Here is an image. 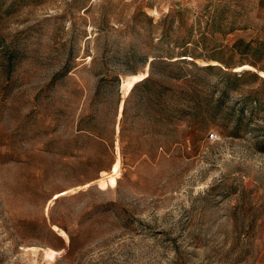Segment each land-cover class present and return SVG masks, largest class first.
<instances>
[{
	"label": "rangeland",
	"instance_id": "1",
	"mask_svg": "<svg viewBox=\"0 0 264 264\" xmlns=\"http://www.w3.org/2000/svg\"><path fill=\"white\" fill-rule=\"evenodd\" d=\"M258 14L0 0V264H264Z\"/></svg>",
	"mask_w": 264,
	"mask_h": 264
},
{
	"label": "crops",
	"instance_id": "2",
	"mask_svg": "<svg viewBox=\"0 0 264 264\" xmlns=\"http://www.w3.org/2000/svg\"><path fill=\"white\" fill-rule=\"evenodd\" d=\"M249 2L252 1L255 4H258V19L264 20V0H248Z\"/></svg>",
	"mask_w": 264,
	"mask_h": 264
},
{
	"label": "built area",
	"instance_id": "3",
	"mask_svg": "<svg viewBox=\"0 0 264 264\" xmlns=\"http://www.w3.org/2000/svg\"><path fill=\"white\" fill-rule=\"evenodd\" d=\"M176 1H177V0H169V2H172V3H173V2H176ZM210 136H211L212 139H216V138H217V137H215V135H213V134H210Z\"/></svg>",
	"mask_w": 264,
	"mask_h": 264
},
{
	"label": "bare ground",
	"instance_id": "4",
	"mask_svg": "<svg viewBox=\"0 0 264 264\" xmlns=\"http://www.w3.org/2000/svg\"><path fill=\"white\" fill-rule=\"evenodd\" d=\"M120 169H121V168H120ZM117 171H118V169H117ZM117 171H116V172H117ZM105 182H106V181H105Z\"/></svg>",
	"mask_w": 264,
	"mask_h": 264
}]
</instances>
